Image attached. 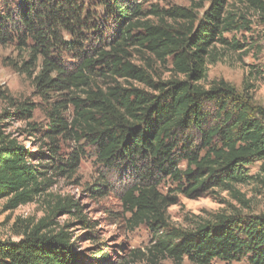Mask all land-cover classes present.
Listing matches in <instances>:
<instances>
[{"label": "trees", "instance_id": "1", "mask_svg": "<svg viewBox=\"0 0 264 264\" xmlns=\"http://www.w3.org/2000/svg\"><path fill=\"white\" fill-rule=\"evenodd\" d=\"M243 1L264 19V0ZM228 5L209 0L199 14L204 7L145 8L140 0H0V47L16 44L24 55L19 70L47 106L46 130L30 125V133L49 143L46 152L33 154L0 131V202L6 209L43 196L49 173H75L80 151L63 162L57 146L58 138L73 140L125 178L120 201L131 214L127 224L149 227L153 260L264 264V214H219L192 230L166 221L177 195L236 193L235 186L264 179V107L254 103L248 82L261 71L248 72L242 92L222 80L203 85L208 65L221 60L217 46L243 48L225 35L249 31L250 23ZM157 64L170 66L167 79L151 75ZM4 97L14 113L0 120L32 119L33 105ZM255 165L258 172L250 175ZM167 181L171 196L160 190ZM104 189L87 191L102 197ZM66 207L73 216L80 213L65 199L19 241H0V264H113L102 249L78 252L69 234L51 230Z\"/></svg>", "mask_w": 264, "mask_h": 264}, {"label": "rangeland", "instance_id": "2", "mask_svg": "<svg viewBox=\"0 0 264 264\" xmlns=\"http://www.w3.org/2000/svg\"><path fill=\"white\" fill-rule=\"evenodd\" d=\"M145 8L158 6L162 9L173 6L197 10L201 14L209 6V0H140ZM228 10L243 16L250 23L249 31H240L225 35L229 42H238L243 48L229 51L216 47L221 60L207 67V79L203 82L208 87L212 82L224 81L242 92L248 72L257 68L262 76L248 81L252 86L250 95L256 105L264 107V19L260 13L253 11L243 0H229ZM16 44L0 47V116L13 114L11 103L2 99L8 97L13 105L25 102L33 105L32 119L20 121L17 117H2L0 131L4 135L18 140L29 152L35 154L46 152L49 143L42 142V134L31 136L29 126L46 130L48 126L47 106L35 93L33 81L21 73L20 61L24 58L16 51ZM15 65L17 67L15 68ZM170 66L155 65L150 73L157 79L170 76ZM82 143L73 140L57 139L58 157L63 162L76 150L81 153L78 168L72 175H54L46 193L37 198L33 204L7 210L6 201L0 202V241L17 242L19 234L35 227L46 219L51 208L63 204L67 199L77 205L78 215L68 208L58 211L52 219L51 230H63L69 234L78 252L89 254L100 248L109 255L113 264H176L171 259L153 260L148 250L155 244L154 235L147 225L130 228L127 220L131 214L126 212L120 201V194L125 178L108 172L99 165L93 151ZM257 165L249 169L250 175L257 174ZM93 185L104 187L107 194L99 197L87 191ZM97 190H103L96 187ZM163 196L173 194V185L166 182L161 187ZM236 193L213 189L199 198L176 196V201L166 208L167 223L177 229L192 230L197 224L212 220L216 215L241 216L247 218L264 214V179H257L249 185L235 186ZM51 217V216H50ZM123 251V253H122ZM141 255H140V253ZM139 256V258L133 255ZM124 257V260H122ZM181 264H191L184 260ZM213 264H227L214 262ZM232 264H246L245 262Z\"/></svg>", "mask_w": 264, "mask_h": 264}]
</instances>
